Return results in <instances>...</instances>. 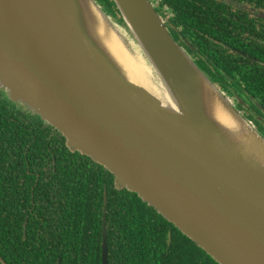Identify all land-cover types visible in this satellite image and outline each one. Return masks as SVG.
<instances>
[{"label":"water","instance_id":"1","mask_svg":"<svg viewBox=\"0 0 264 264\" xmlns=\"http://www.w3.org/2000/svg\"><path fill=\"white\" fill-rule=\"evenodd\" d=\"M112 5L114 20L96 0H0V87L216 262L264 264V137L150 0ZM87 8L144 56L172 104L123 73L93 35ZM107 256L104 236L102 264Z\"/></svg>","mask_w":264,"mask_h":264},{"label":"trees","instance_id":"2","mask_svg":"<svg viewBox=\"0 0 264 264\" xmlns=\"http://www.w3.org/2000/svg\"><path fill=\"white\" fill-rule=\"evenodd\" d=\"M96 1L117 16L112 0ZM161 6L171 12V36L213 83L244 90L249 63L247 86L257 92L256 71L264 70L244 53L258 57L257 45L264 48V28L248 18L264 0H160ZM9 105L0 98V257L7 264H101L104 189L112 264H194L195 252L196 264H218L136 193L117 190L107 168L71 150L50 124ZM8 168L19 170L22 185L1 182Z\"/></svg>","mask_w":264,"mask_h":264},{"label":"flooded vegetation","instance_id":"3","mask_svg":"<svg viewBox=\"0 0 264 264\" xmlns=\"http://www.w3.org/2000/svg\"><path fill=\"white\" fill-rule=\"evenodd\" d=\"M156 10L158 11V14L160 15L161 19L164 21V24L167 23V19L171 16V12L167 8V6H163V7L161 6L160 9L156 8ZM252 13H254L253 9L250 10V14H249L248 18L251 19L252 16H254L255 18L257 17L256 18V22H257L256 25L258 27L264 28V9L261 12H257V14L256 13L252 14ZM164 14H165V16H164ZM257 49L259 52L258 57L251 56L249 53H244V54H246L247 57H250L252 59L251 61H257V64L259 65L260 69L264 70V48H262V46L259 44V45H257ZM248 61L249 60L247 59V62ZM248 64L245 65L246 66V81L247 82L252 77V73L250 72ZM256 72L259 74V78L261 79L260 83L262 84L260 87H258L257 92H253L250 89H248L247 82L245 85V89L241 90V91H238L235 88L233 89L234 86L231 88L223 89V87H221V85L219 83H215V82L214 83L222 91L225 92L226 97L229 99V101L232 103V105L236 108V110L239 111V113L259 132V134L264 137V72L263 71L262 72L256 71ZM0 98L6 99L8 101V103L10 104L9 106L14 107L16 112H19L20 114L28 115V117L31 119L32 118L33 119L40 118L42 120V118L40 117V115L38 113L29 109L25 104H23L19 101L12 100L9 97L8 93L3 91L2 89H0ZM33 123L35 124L34 121H33ZM55 130H57V129H55ZM50 134H51L50 135V137H51L54 134V132L51 131ZM38 161H40V160H38ZM37 166H39V165H37ZM101 166L105 169V167L103 165H101ZM4 172H5V177L2 178V181H1L2 183L8 184L9 182L12 183V182L21 181V185H22V183L24 181V177L19 178V176H20L18 174L19 170L8 168L7 170L4 169ZM27 172L30 173V171H27ZM113 186L117 190L120 189L119 185L116 184L115 178L113 179ZM7 188H8V190H10V188H12V187L8 186ZM22 197H23V194H22ZM102 201H103L102 202V211H101L102 212V215H101L102 226H101V242H100L101 254H102V244H103V237L104 236L106 237V242H107V226H106V215H105L106 214V191H105V189L103 191ZM35 214L37 215V212ZM181 234H183V233L181 232ZM183 235H185V234H183ZM168 236L170 237V232H168ZM188 239H190V238H188ZM183 241L184 240H181L180 243ZM191 241H193V240H191ZM169 242H170V239L167 238V244H169ZM196 245L199 246L197 243H196ZM198 252H199V250H198ZM197 259H200V257L195 252L192 256L191 261H193V263L196 264ZM210 259H213V258L210 256ZM107 260H108V264H112L111 259H108V256H107ZM134 261L135 260H133L132 264H138ZM216 263H218V262H216ZM101 264H102V261H101Z\"/></svg>","mask_w":264,"mask_h":264},{"label":"bare ground","instance_id":"4","mask_svg":"<svg viewBox=\"0 0 264 264\" xmlns=\"http://www.w3.org/2000/svg\"><path fill=\"white\" fill-rule=\"evenodd\" d=\"M88 13L93 17L91 28L93 35H95L110 58L122 69L123 73L145 87L164 104H172L166 87L155 71L147 65L144 56H139L136 52L128 50L120 43L113 32L106 27L103 28V19L100 15L97 16L91 8H89Z\"/></svg>","mask_w":264,"mask_h":264},{"label":"rangeland","instance_id":"5","mask_svg":"<svg viewBox=\"0 0 264 264\" xmlns=\"http://www.w3.org/2000/svg\"><path fill=\"white\" fill-rule=\"evenodd\" d=\"M151 1V3L154 5V8L156 9V8H158V4H160V0H150ZM157 11V10H156ZM110 15V14H109ZM118 14H117V16L115 17V16H113L112 14L110 15V17H112L111 19L112 20H114L115 18H118ZM123 27V31H124V34L126 35V37H128L129 39H131L132 38V35H131V33H130V31L128 30V28L123 24L122 25ZM189 54V53H188ZM142 55V54H141ZM141 55H139V56H141ZM189 56L191 57V55L189 54ZM0 89H2L1 87H0ZM3 90V89H2ZM4 91V90H3ZM10 100V99H9ZM13 102V101H12Z\"/></svg>","mask_w":264,"mask_h":264}]
</instances>
